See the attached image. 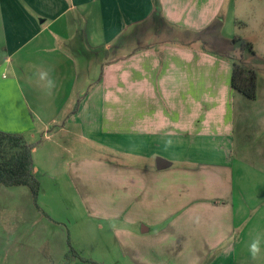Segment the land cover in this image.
Returning a JSON list of instances; mask_svg holds the SVG:
<instances>
[{"label":"crops","instance_id":"1","mask_svg":"<svg viewBox=\"0 0 264 264\" xmlns=\"http://www.w3.org/2000/svg\"><path fill=\"white\" fill-rule=\"evenodd\" d=\"M157 2L156 19L155 0H0V131L37 148L26 140L36 124L65 115L62 126L127 157L71 168L89 213L122 224L114 234L134 264H241L250 255L236 246L258 219L242 215L261 197L235 189L232 158L260 163L263 150L244 142L257 113L232 90L231 61L199 42L126 49L150 28L210 30L224 0ZM49 69L50 95L38 77ZM260 217L248 243L264 234ZM261 247L252 264H264Z\"/></svg>","mask_w":264,"mask_h":264},{"label":"rangeland","instance_id":"2","mask_svg":"<svg viewBox=\"0 0 264 264\" xmlns=\"http://www.w3.org/2000/svg\"><path fill=\"white\" fill-rule=\"evenodd\" d=\"M222 3V10L215 16L210 30L189 36L171 33L168 28L161 27L162 32L150 28L140 39L131 36L126 41V49L133 53L165 40L183 46L199 42L206 51L227 54L256 71L259 93L256 103V99L250 101L234 92L251 102L252 111L257 113L254 122L245 127L244 142L255 143L257 149L263 150L260 163L252 160L251 155L246 156L245 161L240 160L241 154L232 158L235 189H245L261 197L257 203H251L246 214L245 211L239 214L253 220L258 218L247 223L245 242L236 246L243 252L248 250V234L264 213V195H261L264 193V0H224ZM131 32L133 35L137 30ZM64 120L65 115L57 126L36 124L32 135L26 138L39 142L32 150V174L39 183L36 200L26 187L0 185V264H134L129 255L124 254V241L114 234V228L122 224L89 213L83 194L75 190L76 174L72 175L71 168L75 159L79 167L85 161L101 160L102 164H110L107 162L111 159L121 164H129V161L121 153L116 155L85 138L79 126H62ZM239 169L244 176L240 183ZM93 177L90 173L92 180ZM235 206H238L236 197ZM237 261L252 264L253 260L238 256Z\"/></svg>","mask_w":264,"mask_h":264},{"label":"trees","instance_id":"3","mask_svg":"<svg viewBox=\"0 0 264 264\" xmlns=\"http://www.w3.org/2000/svg\"><path fill=\"white\" fill-rule=\"evenodd\" d=\"M155 18L160 15V7L155 0ZM212 27V26H211ZM251 47V51H252ZM253 52V51H252ZM232 63L231 88L234 92L253 101L257 96V73L252 67L237 62L227 54H218ZM77 107L73 110L76 111ZM35 144H29L22 135L0 131V185L6 187L23 186L29 189L34 200L39 192V183L32 174V150Z\"/></svg>","mask_w":264,"mask_h":264},{"label":"clouds","instance_id":"4","mask_svg":"<svg viewBox=\"0 0 264 264\" xmlns=\"http://www.w3.org/2000/svg\"><path fill=\"white\" fill-rule=\"evenodd\" d=\"M50 71L51 69L40 71L38 73L39 80L44 82L43 87L47 90L49 95L51 94L52 90L56 87L54 79H52L50 76ZM165 143L166 146L171 145L172 141L167 140ZM262 242H264V234L257 233L248 244V252L253 261H255L258 257L262 255Z\"/></svg>","mask_w":264,"mask_h":264},{"label":"water","instance_id":"5","mask_svg":"<svg viewBox=\"0 0 264 264\" xmlns=\"http://www.w3.org/2000/svg\"><path fill=\"white\" fill-rule=\"evenodd\" d=\"M165 162H163L162 160H158L157 161V167L160 169V168H163L165 166Z\"/></svg>","mask_w":264,"mask_h":264}]
</instances>
